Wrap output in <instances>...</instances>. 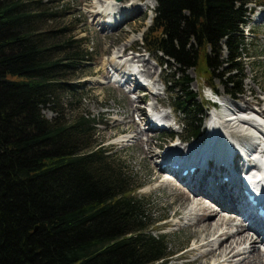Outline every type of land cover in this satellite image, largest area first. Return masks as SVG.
Listing matches in <instances>:
<instances>
[{
  "label": "trees",
  "instance_id": "16d2710c",
  "mask_svg": "<svg viewBox=\"0 0 264 264\" xmlns=\"http://www.w3.org/2000/svg\"><path fill=\"white\" fill-rule=\"evenodd\" d=\"M155 1L141 46L169 67L173 106L195 139L207 101L196 100L190 70L218 92L216 79L244 93V26L264 0ZM53 2L0 0V264H169L179 247L171 250L141 185L99 138L101 122L84 113L69 122L54 109L79 91L68 80L92 51L69 25L49 28L65 13Z\"/></svg>",
  "mask_w": 264,
  "mask_h": 264
},
{
  "label": "rangeland",
  "instance_id": "374dc122",
  "mask_svg": "<svg viewBox=\"0 0 264 264\" xmlns=\"http://www.w3.org/2000/svg\"><path fill=\"white\" fill-rule=\"evenodd\" d=\"M43 1H54L51 5L52 7L60 6L65 10V13L61 17L49 23V28L57 29L69 25V27L73 29L72 34L84 37L87 41V45L91 47L92 51L91 60L85 67V70L83 72L81 70L79 74L68 80L79 84V91L76 94L70 92L63 93L59 104L56 105L54 109L62 111V114L69 122L82 113L94 116L101 122V124H98L99 138L105 140V145L111 148V152L115 155V158L120 159L126 167V170L128 169V172L134 176L135 181L141 185L137 195L147 204L152 217L155 220H160L155 226L160 229L161 233L168 236L167 242L169 246H171V250H175L179 247L174 255L171 256V262L169 264H188V262H191L208 249L215 248L216 245L214 243L210 246H205L204 243H206V241H203L202 237L197 238L193 235V227H189L188 221L190 208L187 209L180 203H176V205L173 196L169 192V188L163 187L162 185L163 179L169 175L163 174V178L159 180L155 179L157 176L156 173L159 172V170L157 171L158 166L156 163L160 162V159L155 157L157 156L155 151L159 153V150L155 149L154 151V145L161 142L160 149L164 150L169 145V140L172 138L171 134L175 135L172 141H177L178 136L179 138H184L187 134L185 127L183 129L181 125V122L185 121V118L182 114L176 113L171 109V106L174 104L172 98L173 94L164 90L167 84L166 81L163 83L161 80V78L165 79V77L169 75V67L165 69L158 66L153 59L148 57V54L145 53L140 46L144 31H146L148 26L152 23L156 1L115 0L117 5H114L118 7L120 14L129 12L128 15L132 13H134V15L132 17L130 16V18L118 27L110 29L107 28L106 24L101 23L102 20H100V17H97L98 11L96 8H98L100 0ZM111 5L113 6V4ZM98 10H100V8H98ZM260 10L264 13V1L262 2V6L253 11V14L250 16V22L246 27L247 49L245 51L247 52V56L245 57V74L247 77L244 81V93L239 94L236 98H231L229 94H226L223 83L218 79L213 82L224 98L233 99V103L237 105L247 107L248 100L253 99L251 101L253 107L250 105V102L249 106L251 109H254V111L255 109H264V20L263 18L261 20V16H258ZM71 21L72 24H69ZM73 23L75 24L73 25ZM248 29H251V31H248ZM126 45L128 46L127 48ZM121 46H125L124 48H126V50L134 47L137 51L141 52V58L144 59L155 72L154 78H148L156 85L152 91L157 92V96L151 94L149 90H146V93L149 94L148 98L153 104L156 106L160 104L164 105L162 107V111L165 112L164 118L166 117V120L171 122L168 128L150 132L149 130L145 131V125H137V128L133 126L137 124L135 121L137 120L138 112L134 110L135 106L136 104L138 106L141 105L140 108H142V104H140V101L131 99V97L127 95V92L123 88H120L118 84L109 81V77L112 75L110 74L112 68L111 64L114 61L117 62L121 60V58L115 59L113 54ZM129 54L131 55V53H128V55ZM190 75L194 78L191 89L199 95L196 100L205 102L208 89L211 88L207 85L211 81L207 79L201 69L190 70ZM9 77L16 78L15 75H9ZM137 93V91H134L132 95L135 96ZM155 97H158V100H156ZM243 98L247 99L242 100ZM131 101L134 102V107L130 106ZM245 101L248 102L246 103ZM54 109L45 107L43 113L48 118H53L57 114ZM144 111L146 110L144 109ZM208 111L210 112V110ZM174 118L180 120V124L175 123ZM132 122H134V124ZM224 127L231 133L232 131H237L238 135L236 140L239 142L246 144L247 142H260V139L249 136L250 133L256 134L253 128L248 124L239 121L236 123H229L228 125L226 124ZM136 129H138V131L140 129L145 131L140 135L143 141L152 137L154 142V145L152 144L153 154H144L136 144L137 139H132ZM129 139L130 141H128ZM143 146L147 149L146 145ZM170 179L175 180L174 178ZM179 185L181 188L183 187L181 183H179ZM182 189L183 190H180L181 192L185 191L184 187ZM177 198L180 199L178 196ZM177 210H179L178 214L175 213ZM154 232L157 233L156 230ZM195 243L198 245L202 244L201 248L199 247V249L197 247L198 250L189 251L186 253V256L178 257L182 252L184 253V251L197 246ZM258 245L264 250L262 244L259 243ZM243 247L247 246H241L239 249H245ZM250 249L252 248L248 247L247 251ZM261 253L264 256L262 251ZM249 256L250 254L248 257ZM213 258L214 257L211 256L210 258L202 259L201 261H204V263L199 262L196 264H214L217 262V259ZM235 259L233 260L236 262L241 260V257L240 259ZM251 259L252 258H250V260ZM220 260L221 259L218 261ZM234 261L233 264L235 263Z\"/></svg>",
  "mask_w": 264,
  "mask_h": 264
},
{
  "label": "bare ground",
  "instance_id": "6f19581e",
  "mask_svg": "<svg viewBox=\"0 0 264 264\" xmlns=\"http://www.w3.org/2000/svg\"><path fill=\"white\" fill-rule=\"evenodd\" d=\"M106 2L107 0H100V2L98 3V7L100 3L103 4ZM104 10H107L108 14H110L114 10L117 11L115 13L114 19L118 21L112 19L109 24L106 23L108 29L113 28L114 24H117L116 27H118L120 24L124 23L128 18H130V16L132 17L134 15V13L128 15L129 12H127L126 14H120L118 7H116V5L114 4L112 6L110 3L107 7L100 9V11ZM103 16V14H97V17H100V20L105 22ZM258 16H261V20L262 18L264 20V13L262 11ZM120 18H122L121 21H119ZM102 21L101 23H103ZM124 47L125 46H121L116 51L119 55L118 58H121V53H123L128 46L126 45V48ZM141 56L142 53L139 52L133 55V57H131L130 59L141 64L140 66L142 67V73L145 76L154 78L155 72L146 63V61L141 58ZM119 61V65H121L123 59L121 58V60ZM121 66H124V64ZM117 69H119V66L117 67ZM125 75L127 74L125 73L123 75V78L125 77ZM136 79L137 77L131 75H127L126 77V81L128 83H136L135 89L137 90V92L143 91L144 86L139 84V82H136ZM161 80L163 83H165L164 78H161ZM147 98L148 96L146 95L139 96L140 101H143ZM155 99L158 100V97H155ZM246 99L243 98L242 100ZM252 100L253 99L248 100L250 102V105ZM248 101L245 102L247 103ZM249 102L248 106L246 107L243 105H237L233 103V101H231L230 107L228 106V110L231 111V113L229 114L231 117L226 115L227 119H223L222 122H219V124L211 123L212 128L210 131V137L207 140L204 139L194 144L185 145L183 151L180 150V147H178L179 145H177L176 141L173 142L172 145L169 146V148L165 151L160 149L162 144L161 142L154 145L152 137L147 138V140L143 141V138H141L140 135H142L145 131H143L142 129H140L139 131L138 129H136L135 134L132 136V139H137V143H134L137 144V146L142 150L144 154H153L155 149L159 150V153L155 151V153L157 154V156L155 157H158L162 161V163H165L166 167L162 168L160 164H157V171L159 170V172L156 173L157 176L155 179L157 180L162 177V174H165L163 173L164 170H170L169 168L172 163L192 165L198 168V171L195 174L190 175L189 177H184L182 178V180H178L170 174L171 176L166 177L163 183L165 187L169 188V192L173 196L175 204L180 203L187 209L190 208L188 221L189 227H193V235L197 238L202 237L203 241H206V243H204L205 246H210L212 245V243L216 245L215 248L208 249L206 252L200 254L191 262H188V264H196L199 262L204 263V261L201 260L208 257L210 258L211 256L214 257L213 259H217V262L215 264H233V259L236 258L235 260H237L240 259V257L241 260H238L236 262L234 261V264H264V256L261 253L262 251L264 254V250H262L258 245L259 243L264 245V237H261L259 234H255L253 231L254 229L252 231H249V226L243 224H235L233 212H231L232 209L235 208L237 204H239L238 198L239 195H241L242 191V183L235 175L241 170L238 165L242 162V157L239 153L230 155L229 150L234 149L236 145L232 143L230 147V145L227 144V141L225 139L233 138L226 137L224 125H228L232 122H243L244 124L250 125V127L253 128V131L256 134L254 135L250 133V137L252 136L253 138L257 139H264V109H255L254 111V109L250 108ZM130 106H135L133 101H131ZM140 106L141 105L138 106L137 104L135 106L134 110L139 113V116H141L138 122L135 121L137 123L136 125L134 124V122H132L134 124L133 126H136L137 128V125H145V128L146 126L150 127V129L153 128L151 120L149 119L146 111H144L143 108H140ZM157 106L163 107L164 105L160 104ZM252 112L261 117H258L255 114H253L254 117H252ZM232 132L238 134L237 131ZM128 141H130V139ZM152 144L154 145V151ZM143 145H146L147 149ZM245 145L247 151H250L252 154L259 150L260 145L261 148H264V143L260 142H247V144ZM186 148L190 149L191 153L186 152ZM214 158H216L218 162L217 166L215 167L212 166V161L214 160ZM211 173H213V175H211ZM224 176H229V181H222V177ZM170 178H174L175 180H171ZM177 181L183 185L185 191H180L183 190V187L181 188ZM177 196L180 197V199L177 198ZM242 201V210L249 217H252L253 212L251 207L248 205L247 201L244 198H242ZM175 213L178 214L179 210H177ZM262 228L264 231V222L262 223ZM251 232H253L255 235ZM201 246L202 244H197V246L184 251V253L182 252L180 255H178V257H183L184 255L186 256L187 252L193 251L195 249L198 250V248H201ZM241 246L247 247H243L245 249H239ZM248 247H251L252 249L247 251ZM249 254V257L252 258L251 260L248 257ZM219 259L221 260L218 261Z\"/></svg>",
  "mask_w": 264,
  "mask_h": 264
}]
</instances>
